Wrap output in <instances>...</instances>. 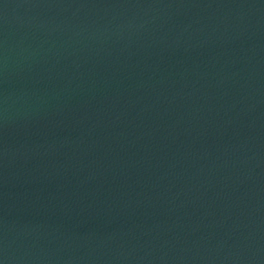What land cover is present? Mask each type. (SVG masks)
<instances>
[{
    "label": "water",
    "instance_id": "1",
    "mask_svg": "<svg viewBox=\"0 0 264 264\" xmlns=\"http://www.w3.org/2000/svg\"><path fill=\"white\" fill-rule=\"evenodd\" d=\"M0 264H264V0H0Z\"/></svg>",
    "mask_w": 264,
    "mask_h": 264
}]
</instances>
